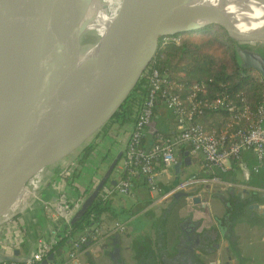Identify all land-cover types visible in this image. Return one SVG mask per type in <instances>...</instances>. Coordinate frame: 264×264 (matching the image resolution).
I'll return each mask as SVG.
<instances>
[{
  "label": "water",
  "instance_id": "water-1",
  "mask_svg": "<svg viewBox=\"0 0 264 264\" xmlns=\"http://www.w3.org/2000/svg\"><path fill=\"white\" fill-rule=\"evenodd\" d=\"M83 1L10 0L7 5H0V62L5 57V52L13 45L28 37L33 31L37 34L36 42L29 47L14 67L8 70L0 69V149L20 138L26 139L32 136L39 138L49 129L52 130L54 124L58 129L53 131V138L61 137L64 131H69L70 123L77 116V122L73 121L74 127H79V121L82 124L84 122L82 127L85 128H92L94 125L98 127L94 133L88 134L85 141L66 152L67 158L76 156L91 144L126 101L143 71L153 59L161 39L195 33L210 25L221 27L233 41L239 67L256 72L264 83V51H260V47L264 48V34L243 33L213 7L192 9L183 20L181 19L182 21L175 24V12L183 0H136L123 19L117 21L113 27L109 40L98 53L84 88L76 93L65 95L64 90L72 76L79 53L78 36L81 28V26L77 27L79 17L92 8L97 0ZM257 1L264 3V0ZM27 19H35L38 22L19 28ZM205 19L211 21L198 24ZM254 45L258 47L253 48ZM147 49L150 50V54L140 68L137 71L134 68L130 69L129 66L135 58ZM117 73L123 80L122 87L117 89L119 93L117 101L112 105L107 101H98L94 110L87 111L85 117L79 118L80 110L85 109L90 98L100 97L109 90L105 82L106 78L109 75L113 77ZM114 81L115 79L112 82ZM99 106L103 109L101 112H99ZM68 116L71 122L64 121V118ZM91 128L89 130L93 131L94 129ZM84 132L88 130L85 129ZM130 136L129 133L126 144ZM124 149L125 147L113 160L95 189L85 198L70 224H73L88 209L101 189L106 186L108 177L121 156L123 157ZM63 166L55 168L41 181L35 183L31 189L32 196L26 202L23 197L6 215L0 217V225L15 218L22 207L37 194L40 187L48 188L51 178ZM16 170L14 173L12 171V176L15 181L19 177L21 184H24L26 179L24 172ZM12 187L13 184L8 179L0 182L1 203L7 201L13 191ZM218 187L209 184L198 185L170 195L164 200L167 202L172 198H191L189 193L193 192L196 193L192 198L193 204H206L210 196L216 194ZM146 188L148 194L150 190ZM149 200L147 195L146 202L140 204L141 209ZM99 233L104 235L105 230L99 227ZM83 235V232L76 233L72 240L67 241V244L73 245ZM91 244L92 241H88L78 248L79 259L72 264H95L93 258H88L89 253L84 252L85 248ZM17 255L18 253L15 257H7L0 250V261L22 262L23 257L18 258ZM97 256L99 255H95L94 258ZM83 259H86L84 263ZM53 261H55V255L50 254L41 264Z\"/></svg>",
  "mask_w": 264,
  "mask_h": 264
},
{
  "label": "crops",
  "instance_id": "crops-1",
  "mask_svg": "<svg viewBox=\"0 0 264 264\" xmlns=\"http://www.w3.org/2000/svg\"><path fill=\"white\" fill-rule=\"evenodd\" d=\"M153 123L150 125L153 132L155 127L174 129L172 121L164 115L156 116ZM90 128L80 127L57 143L55 153L41 165L49 162L48 169L42 178H35L32 188L47 173L73 159L67 158L66 152L95 132L93 126V131ZM132 128L133 123L122 128L113 127L88 157L81 162L79 158L76 168L70 174L66 173V178L62 175L64 169L56 173L48 188L40 187L15 218L1 224L0 250L4 255L15 257L18 253V258H22L27 252L35 250L39 239L52 237L57 221L56 217L48 214L46 207L52 205L59 194H65L71 205L80 202L79 207L69 214L71 222L85 198L122 152ZM85 129L88 132L83 133ZM176 154L178 162L171 169L158 167L156 191L147 194V186L141 178L136 181L131 197L118 193L110 196L111 209L119 220L105 223L102 226L104 235L99 233V226L95 224L97 234L93 235L96 239L91 238V232L89 235L86 232V242L92 241L84 250L89 253L88 258H93L95 264H264V187H261L259 174L251 172L245 179L239 165L234 168L229 162L224 172L226 180L217 185L216 194L220 193L221 199L212 195L206 204H193L192 198L196 193L191 192V198H172L166 202L164 199L167 197L164 196L181 179L205 174V162L201 155L190 153L187 146L181 147ZM122 158L105 185L115 187L122 179ZM39 169L29 177L26 186L36 177ZM259 172L264 173V164ZM147 195L150 200L141 209L140 204L146 202ZM27 196L29 192L22 188L12 205ZM116 222L124 225L123 232L114 231ZM70 247L72 251L73 246ZM71 251L61 255V264H72L79 259L77 250L74 260H70L68 254ZM95 255L99 256L94 258Z\"/></svg>",
  "mask_w": 264,
  "mask_h": 264
},
{
  "label": "trees",
  "instance_id": "trees-1",
  "mask_svg": "<svg viewBox=\"0 0 264 264\" xmlns=\"http://www.w3.org/2000/svg\"><path fill=\"white\" fill-rule=\"evenodd\" d=\"M197 33H204L209 37L210 34L208 33H212L215 40H210H213L212 43H218V45L223 47L228 56L227 62H220L205 54L198 46L190 43L187 38H183L179 44L175 42L161 44L160 40L153 59L143 71L126 101L96 135L94 141L81 151L80 162L95 150L98 142L111 133L114 126L122 128L125 125L134 124L139 108L148 94V75L152 70H157L161 75L163 80L162 87L178 95L189 109L188 97L191 93V87L200 83L203 84L204 90L197 93V101L212 103L217 99H224L225 103L231 102L236 107L231 109L225 106H202L195 110L190 122L201 126L206 133L221 134L226 130L227 125L231 123V117L236 112V109L248 106L252 110L262 101L264 83L256 72L239 67L235 57L234 46L226 32L218 26L210 25ZM117 98L113 100L112 104L117 101ZM162 115L172 121L174 129L170 131L155 127L156 129L153 132L151 126L147 127L140 137L139 148L148 149L154 143L157 134L168 138L178 133L177 118L159 101L156 103L151 124H154L153 121L156 116ZM249 124L250 122H243L241 127H247ZM236 129L237 127L234 126L233 131ZM230 162L234 168H237L240 162L245 163L249 168L257 164L250 150L243 151L239 160L231 159ZM156 163L157 169L158 167L161 168L159 159L156 160ZM49 165L50 163L48 162L45 166H41L35 178H42ZM224 174V172L219 170L207 172L205 169L203 176L209 178L218 177L221 181H225ZM257 174L260 177L261 187H264V173L260 174L258 171ZM125 176L126 171L123 172L122 178ZM141 178L140 174L136 175L135 179H133V188L136 185V181ZM110 199L111 197L103 200L97 196L88 209L73 224H70L69 229L63 225L61 219L57 220L54 231L58 241L50 251V254L55 255L56 261H61V255L71 251L67 241L76 233L85 232L92 224L102 227L106 225L105 223L119 220V216L111 209Z\"/></svg>",
  "mask_w": 264,
  "mask_h": 264
},
{
  "label": "built area",
  "instance_id": "built-area-1",
  "mask_svg": "<svg viewBox=\"0 0 264 264\" xmlns=\"http://www.w3.org/2000/svg\"><path fill=\"white\" fill-rule=\"evenodd\" d=\"M169 39L174 40V37H165L161 41ZM148 82V94L144 103L139 108L130 132L129 142L126 144L123 152L121 169L123 172L126 171V176L115 187L104 186L98 194L101 199H108L114 193H118L124 197H131L133 194V179H135L137 174L142 176L150 192L156 191V178L158 174L156 160H160L161 168L165 170L171 169L177 164L178 158L176 153L183 146H187L190 153L203 157L207 172L212 170L225 172L230 160H239L241 153L246 150L252 152L257 164L250 169L245 163H239V168L244 178L248 179L251 172L257 173L259 171V168L264 163V88L262 101L252 110L248 106L236 109V112L231 117V123L227 125L226 130L217 135L215 133H206L201 126L191 123V116L195 110L202 106H225L235 109L236 107L231 102L225 103L224 99H217L212 103L197 101V93L204 90L203 84L200 83L191 87V93L188 97L189 109L178 95L162 87L163 80L157 70H152L149 73ZM157 99L177 118L178 133L168 138L157 134L154 143L148 149H141L138 147L139 140L145 129L151 125ZM243 122H250V124L247 127H241V123ZM234 126L237 127L235 131H233ZM75 168L76 164L71 168L64 169L62 175L66 177V173L68 174ZM208 184L221 185L222 182L218 177L209 178L189 175L181 179L164 198L194 186ZM79 205L80 202H75L71 205L69 198L65 194H59L54 203L46 207V211L50 216L56 217V221L61 219L63 225L69 229V214L78 208ZM124 230L125 227L122 223L116 222L114 224V231L123 232ZM86 232L88 235L91 232V238H97L95 236L97 234L96 225L92 224L84 232L79 242L72 245V251L68 254L70 260H74L80 245L87 241ZM57 241L58 238L53 230L52 237L50 239H39L35 250L24 254L22 262L0 261V264H41L50 255V251ZM48 264L61 263L55 260Z\"/></svg>",
  "mask_w": 264,
  "mask_h": 264
},
{
  "label": "bare ground",
  "instance_id": "bare-ground-1",
  "mask_svg": "<svg viewBox=\"0 0 264 264\" xmlns=\"http://www.w3.org/2000/svg\"><path fill=\"white\" fill-rule=\"evenodd\" d=\"M9 1L10 0H0V5H7ZM135 1L136 0H97L92 8L86 10L80 15L77 23V27L81 26L78 36L79 53L72 76L65 87V95L76 93L84 88L100 49L109 40L112 29L117 21L123 19ZM201 7H213L218 10L230 23L243 33L252 35L264 34V3L257 0H183L175 12V24L182 21L188 11ZM209 21L211 20H201L198 24L201 25V23H207ZM36 22L38 21L35 19H27L19 28L26 27L27 25ZM203 29L204 28H201L198 31ZM36 40L37 34L36 31H33L28 37L8 49L7 52H5V57L1 59L0 69L8 70L14 67ZM149 54V49L141 53L129 66L130 69L137 63L142 64ZM110 76L111 75L106 78L105 82L108 86H111L114 83L116 84L111 86L109 90L100 97L96 96L95 99H92L85 109L80 110L79 118L82 116L85 117L87 111L94 110L98 101L101 102L103 100L102 102L107 101L112 103L117 97V89L122 87L123 80L118 73L113 77ZM114 79L115 81L112 82ZM102 110L103 109L99 106V112ZM77 120L76 116L73 121L77 122ZM64 121L71 122L70 116L64 118ZM73 121L68 127L69 131H64V134L61 137L53 138V131L58 129L54 124L52 130L49 129L46 134L39 138H37V136H32L26 139L20 138L12 143L6 144L5 147L0 149V182L8 179V181L13 184V191L8 196L7 201L4 203L0 202V217L6 215L5 212H7L9 208L12 209L14 206L12 205L14 197L22 188L23 191L26 190L29 192V196L24 198V201L26 202L31 197L30 194H32L31 189L35 177H33L26 186L25 184L27 180L35 170L40 168L41 165L50 159V156L55 153L54 150L57 143H59L62 138H67L66 133L67 135L73 133L84 124V122L82 124L79 121L80 125L76 128L73 125ZM90 124L92 125V121ZM93 127L96 131L98 126L94 125ZM41 147H43L42 150ZM14 169H19L20 172H24L26 179L24 180V184L22 183L23 185L21 184L20 179H18L19 177L15 181L12 176V171Z\"/></svg>",
  "mask_w": 264,
  "mask_h": 264
},
{
  "label": "rangeland",
  "instance_id": "rangeland-1",
  "mask_svg": "<svg viewBox=\"0 0 264 264\" xmlns=\"http://www.w3.org/2000/svg\"><path fill=\"white\" fill-rule=\"evenodd\" d=\"M215 26H217V25H215ZM208 34H210V37L209 36H206L204 33H197V34L190 33V35L189 34H184V35H182L180 37H174V40L169 39V40L161 41V44H165V43L173 42V41L175 43L179 44L181 42V40H183V38H187L190 41V43L198 46L201 49V51L204 52L205 54L211 56L214 59H217L220 62L221 61L222 62H227L228 56H227L226 52L224 51L223 47L220 46V45H218V43H212V41L215 40L214 39V35L212 33H208ZM210 39H213V40H210ZM230 41H231V39H230ZM231 43L234 46L233 41H231ZM256 47H258V46H255V45L253 46V48H256ZM260 51L263 52L264 51V48L260 47ZM141 65L142 64L137 63L131 69L134 68L137 71L140 68ZM115 84L116 83H114L113 85H115ZM113 85H111V86H113ZM111 86H109V88ZM118 95H119V93L117 92L116 93V96L118 97ZM92 99H94V98H90L87 101L86 104H89ZM110 105H112V103H110ZM115 127L116 126H114V128ZM94 139H93V141H94ZM80 157H81V152H79L78 154H76V156L73 157V159L68 163V165L59 168V170L57 171V173L60 172V171H62L63 169L71 168L72 166H74L78 162V160H79Z\"/></svg>",
  "mask_w": 264,
  "mask_h": 264
},
{
  "label": "flooded vegetation",
  "instance_id": "flooded-vegetation-1",
  "mask_svg": "<svg viewBox=\"0 0 264 264\" xmlns=\"http://www.w3.org/2000/svg\"><path fill=\"white\" fill-rule=\"evenodd\" d=\"M215 197L221 199L220 193L219 194H215Z\"/></svg>",
  "mask_w": 264,
  "mask_h": 264
}]
</instances>
